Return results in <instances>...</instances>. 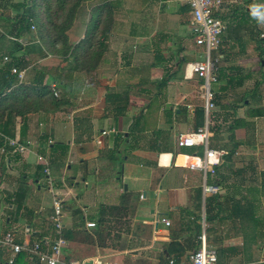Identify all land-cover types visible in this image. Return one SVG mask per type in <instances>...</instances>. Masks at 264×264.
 <instances>
[{"label":"crops","instance_id":"crops-1","mask_svg":"<svg viewBox=\"0 0 264 264\" xmlns=\"http://www.w3.org/2000/svg\"><path fill=\"white\" fill-rule=\"evenodd\" d=\"M222 1L218 14L222 19L229 20V25L220 34L215 53L219 77L214 82L218 88L212 91L215 108L210 119L208 113L206 116L197 113L195 108L198 105L192 101V80L199 78L184 71L185 64L195 60L183 59L193 45L188 9L183 0H113V22L103 41L98 65L91 72L74 71L70 74L69 58L61 59L44 51L40 41L35 37L29 39L28 34L15 37L24 40L17 42L20 46L14 43L17 40H11L9 48H13L7 51L13 52L19 61L18 68L23 70L21 83H54L61 88L63 104L58 111H35L22 116L13 113L9 122H3L6 118L4 113L0 119V237L12 230L16 242L39 241L42 248L45 247V242L53 236L49 218L53 198L58 197L63 208L66 198L72 194L73 184L82 182L83 191L76 196L79 207H73L62 222L66 240L63 248L65 264L98 259L121 264H156L167 242L176 240L180 245L189 235L190 239H196L198 229L199 235H204L205 244L215 249L216 264H261L264 260V91L256 86L252 108L259 112L253 117L245 116L247 108L236 103V97L243 93L247 79L262 82L261 61L264 59H258V56L264 54V37L260 38L258 34H264V23L251 16V8L253 5H264V0ZM98 3L99 0L83 1L77 9V16L89 15L90 8ZM243 9L247 12L245 15ZM118 14L124 16V23L121 19L119 21ZM178 16L183 17V21ZM231 19L234 20L232 24ZM83 20L73 21L68 30V36H73L71 42L82 38L87 18ZM181 23L187 27L186 30L178 29ZM76 24H79L77 33L74 32ZM172 29V34H168L167 31ZM253 33L263 42L259 44L255 36L252 38ZM26 47L31 48L30 52H25ZM165 51L167 54L164 53V57L162 53ZM179 60H184L180 66L177 65ZM254 60H258L257 65L251 64ZM179 70L181 75L176 80ZM168 73L171 77L162 87L155 89L151 85V82L164 78ZM126 89L130 90L123 112L116 113L112 107H106V92ZM154 93L155 97L151 98ZM153 98H159L161 102L157 109L151 111L150 99ZM237 100L239 102V98ZM163 103H167L168 107ZM234 105L237 107L234 108ZM66 119L77 121V135L72 130L70 135L57 143L58 147L53 152L55 138L51 133L52 123ZM236 120L251 123L249 129L253 135L249 140L251 138L254 145L249 151L245 149L250 142L244 138L243 128H228ZM204 126L209 133L207 146L222 149L225 153L215 166L214 176L207 174L203 180L202 172L185 166L189 160L186 156L198 155L196 152L202 155L203 147L196 145L189 147L194 148L191 152L180 151V148L186 147L177 146L176 138ZM101 130L105 134H101ZM259 130H262L260 134ZM119 134L128 137L127 144L131 141L126 153L117 151L122 161L121 170H117L120 165L116 164L117 159L114 160L110 152ZM212 135L220 137L214 141ZM87 136H91L92 140L94 138L93 144ZM9 140L25 148L17 152L13 145L8 144ZM151 143H156V146H150ZM45 150L53 152L55 164L61 162V167L57 165L58 171L42 156L41 152ZM250 159H256L255 168L246 167ZM71 166H74L72 172L69 169ZM40 168L46 178L48 202L41 198L43 187L40 184L43 180L37 174ZM65 171L71 172L66 181ZM189 176L191 179H187ZM213 180L218 185L217 192L209 193L215 196V204L209 211L213 224H206L205 195L208 192H203L201 186L203 182ZM187 181L190 185H186ZM102 186L109 188L104 197L99 196ZM92 191L94 197L99 198L92 201L95 211L98 209L96 205H99L98 218L87 219L82 225L71 215L80 213L82 207L85 210L86 205L81 201H88ZM146 191L152 195L160 191L166 193L163 197L165 207H162V201L156 202V210L154 207L149 211L150 217L140 210ZM49 204L47 218L50 226H47L39 219L45 216ZM162 208L166 211H161ZM161 217L169 224L161 223ZM97 220L101 225L94 233ZM88 222H93V225L87 226ZM246 222L258 227H245ZM114 223H119L121 229L115 231ZM211 226L206 236L205 229ZM176 230L186 235H176ZM155 234L160 236L159 239L155 238ZM150 235L157 240L153 243L161 246L154 256L150 255L148 247L151 244L146 239ZM187 245L178 258L182 262H186L188 253L194 248L192 242ZM118 254L125 255L124 261ZM6 255L7 252L3 257ZM73 255L79 259H73ZM256 255L258 258H255ZM164 259L160 264H165ZM14 264L39 263L20 252Z\"/></svg>","mask_w":264,"mask_h":264},{"label":"trees","instance_id":"trees-1","mask_svg":"<svg viewBox=\"0 0 264 264\" xmlns=\"http://www.w3.org/2000/svg\"><path fill=\"white\" fill-rule=\"evenodd\" d=\"M83 1L87 0H22L18 4L12 5L18 11L14 15V22L8 27L7 32L16 38L24 34H29L31 33L29 23L31 24L33 22L37 31V38L44 51L54 54L61 59L69 58L70 67L68 68V72L70 74L74 71L91 72L98 65L102 55L104 48L103 41L113 22L114 5L112 3L113 0H99L100 3L93 5L89 10V16L82 38L76 42H71L69 40L68 30L73 25L77 9ZM223 20L226 21V19ZM254 36L256 38L255 40H257V35L253 33L252 38ZM14 43L20 46L19 43ZM28 48H25V52H30L31 48ZM3 55L10 58L8 62L0 64V119L4 113L6 115L3 122H9L10 116L13 113L22 116L28 112H53L61 109L63 102L62 97L57 96V85L52 83L53 88H51L50 85H46L41 81L17 83L16 76L10 73L9 69L12 65L18 68L19 61L13 55L12 51H6L5 54L0 56V62ZM261 59H264V57ZM182 63H184V60H179L177 65L180 66ZM215 64L217 67L215 74L218 79V62ZM170 77L171 75L168 73L164 78L151 82V85L155 89H158ZM229 81L231 82L232 79L229 78ZM259 83L260 80L255 82L253 87L244 90L239 97V104L245 107L247 106L245 112V116L247 117H253L259 112L258 109L252 108L247 101L248 97L253 99V101L255 100L256 86ZM53 90L55 91V95L53 94ZM129 90L106 92L104 97L106 107H112L116 113L123 112L127 105ZM150 97H155V93ZM235 107L237 105H234ZM250 124V122L236 120L228 128L230 130L245 127L250 128ZM99 225H101L100 221L97 220L93 227L94 233L97 231ZM197 231L198 234H196L198 237L199 229ZM196 241L199 245L198 238ZM186 243L188 245L190 244L187 238L182 240L180 245L176 240L167 242L159 253L156 264H160V261L164 257V262H166L168 257H172L175 261H180L178 258L182 255ZM195 249V247L192 248V250Z\"/></svg>","mask_w":264,"mask_h":264},{"label":"built area","instance_id":"built-area-1","mask_svg":"<svg viewBox=\"0 0 264 264\" xmlns=\"http://www.w3.org/2000/svg\"><path fill=\"white\" fill-rule=\"evenodd\" d=\"M188 9V26L189 32L193 44L201 49L197 52V60L188 62L185 64L184 71L189 76L192 74L203 80V111L205 114L214 107L213 104V92L210 89V83L216 82L217 77L215 71L217 69L216 62L218 60L217 55H212V51H216L219 44V36L226 29V22L219 16L218 12L223 6L222 0H183ZM30 28L33 25L30 24ZM260 38L264 37L263 33H259ZM13 40H17L15 37H11ZM10 58L6 55L1 57L0 64L8 62ZM1 66V65H0ZM10 73L14 74L17 79V83H20L23 78V70L18 69L15 65H12L9 69ZM53 88V84H50ZM55 95V91L53 90ZM113 131V130H111ZM101 134H105V131L101 130ZM209 133L206 126L197 128L195 131L180 134L176 138L177 146L191 147L201 145L203 147L202 155H187L189 159L186 163V167L191 170H198L202 172L203 180L207 174L214 176L215 166L221 161V156L225 153L222 149H212L207 146V138ZM99 142V141H97ZM9 145H13L17 152H22L25 148L24 145L16 141H8ZM184 157L185 155H181ZM41 160V157H37ZM47 173V170L44 169ZM47 184L51 185V180L47 179ZM203 192L215 193L218 190L216 181L210 183H202L201 186ZM52 214L50 215V221L53 226V236L50 240L45 242V247L42 248V242H21L18 243L14 240V234L11 231L5 232L0 237V264H14L16 256L20 252L27 254L29 258H35L39 264H65L63 259V248L66 245V240L63 236L62 225V208L61 201L58 197H54L52 200ZM158 220V219H157ZM160 222L164 225H168L169 222L165 218H160ZM87 226H92L93 222L86 223ZM199 247L192 250L187 255L186 262L175 261L172 257L166 259L165 264H216V252L215 249L206 245L204 242V235L200 234ZM7 252V255H3ZM67 264H121L118 261H101L90 260L80 262H68ZM261 264H264L262 260Z\"/></svg>","mask_w":264,"mask_h":264},{"label":"rangeland","instance_id":"rangeland-1","mask_svg":"<svg viewBox=\"0 0 264 264\" xmlns=\"http://www.w3.org/2000/svg\"><path fill=\"white\" fill-rule=\"evenodd\" d=\"M21 1L22 0H0V42H1V46H0V56L2 55V53H1L2 51H7L8 49H12L13 48V47H10L9 48V44L12 45V41L13 40L11 39V36H10L11 34H9L7 32V30H8V27H10V25L13 24L12 22H14V20H13L14 19V15L18 11L17 9L13 8L12 5H16V4L20 3ZM237 13H239L238 12V8H237ZM243 13H244V15L247 13L245 11V9H243ZM187 15L189 17V14L188 13H187ZM88 16H89L88 14L86 16L82 14V16L80 18V16H77V14H76V17L74 18V21H81L82 22L83 19H85V18L88 19ZM118 16H119V21L121 19L122 22L124 23V19H125L124 16L119 15V14H118ZM118 16H117V18H118ZM178 18H179V20L183 21V17L178 16ZM232 21H234V20L231 19V21H230L231 24H232ZM226 24H227V26L229 25V20L226 21ZM78 25L79 24H76V26L74 27V32L75 33H77L76 30L78 29ZM177 27H178V29H180V28H182L183 30H186L187 29V27L183 23H181V25H178ZM30 32H31V34H28L29 39H31L33 37H35V39H36L37 38L36 28L35 27L31 28ZM167 32H168V34H172L173 29L172 30H168ZM71 39H73V36L70 34L69 35V40H71ZM20 41H22L21 38L17 39V41H15V42H20ZM256 41L259 44L261 42H263V40H261V39H257ZM191 47L192 48L188 49L185 52V54L183 55V59L186 60V61H192V60H197L198 59L197 58V52L201 48L198 47V46H195L194 44L193 45L191 44ZM148 49L151 50V46H149ZM164 53L167 54V51H165V52L162 53V55L165 57V54ZM211 53H212V55H215L216 51H212ZM262 57H264V54H261L260 56H258V59H261ZM59 62H61V61H59ZM251 64L257 65L258 64V60H254ZM261 68H262V71L261 72L263 73V78H262V82L260 81L258 87L260 89L262 88L263 91H264V64L261 65ZM180 73L181 72L179 70L177 72L176 76H175V79L176 80H178L180 78V75H181ZM256 80H258V79H256ZM255 81H254V78L253 79H247L246 83L243 85V88H242L243 91L249 89L255 83ZM192 83H193L192 86H191L192 87V94H193L192 101H193V103H195L196 105H198V106H196L195 110H196L197 113H201L202 116H204V115L206 116L205 112L203 111V89H204L203 80L200 79V78H199V80H197V79L194 78L192 80ZM217 88H218V84L213 83V82L210 83V89L212 91L215 92L217 90ZM56 91H57V96H61V88H60V86H58V88H57ZM200 94H202V95L199 96ZM236 98L238 99L239 96H237ZM237 99H236V103H239ZM247 101H248V103L251 106H253V104H254L253 99H250L248 97L247 98ZM160 102L161 101L159 100V98L158 99L157 98L151 99V102H150L151 111L154 108L157 109L158 106H159V104H160ZM163 104H164V106L166 108L168 107V104L167 103H163ZM214 108H215V106L212 109H210V112H208V118L209 119L211 118V113L213 112ZM143 109H145V108H143ZM76 122H77L76 120L75 121H70V120L66 119L64 122H56V121H54L52 123L53 125L51 127V133H52L53 137L55 138V142L53 144V148H54L53 152H55L56 148L58 147L57 146V143L59 141L60 142L63 141L68 135H70L72 130H75V135H77L78 127H77V123ZM208 123H211V122H208ZM84 124H86V126L88 125L87 122H84ZM84 124H81V125H84ZM84 127H85V125H84ZM243 130H244L243 131L244 138H246L247 142H250V144H247L249 147H246L245 148V149H247L249 151V149H251L250 147L254 145V144H251V138L249 140V137H251L253 135V133L247 127L243 128ZM261 131L262 130H259L258 133L260 134ZM262 133L264 134V131H262ZM87 137L89 138L88 140L91 141V143L93 144L94 138L92 140V137L91 136H87ZM219 137L220 136L212 135V138H213L214 141H217V139ZM127 138L128 137L124 138L122 134L121 135L119 134L118 137H116V139H115V144H114L113 150L110 151L112 153V156H113L114 160L117 159L116 164H119L120 165L117 170H119V169L121 170V162H122L121 161V158L119 156V153L125 152L126 150L129 149V147L131 145L130 144L131 141H129L128 144L126 143V139ZM217 143H219V142H217ZM150 146H154L155 147L156 146V143H151ZM200 148L202 150V147H200ZM200 148H197V150H200ZM192 149H194V148L186 147V148H180L179 150L180 151L191 152ZM117 151H119V153H117ZM53 152H48L47 150H45V151H42L41 153H42V156L44 157V159L46 161H48L49 164L53 165L54 168L57 169V165L59 167H61V162L59 164H55L56 161H54V159H53ZM59 152H61V148L60 147H59ZM196 153L198 155H201V152H196ZM246 167H253V168H255L256 167V159H254V160H251V159L250 160H247ZM69 169L71 170V172L74 171V166H71ZM57 171H58V169H57ZM161 171L163 173V170H161ZM65 172H66V176H65L64 179L66 181L68 179V177L71 175L70 174L71 172H67V171H65ZM37 174H38L39 179L40 180H43V182L40 184L43 187L42 188V191H41V198H43L42 200H45V201L48 202L49 201V194H48L49 192H48L47 185L45 183L46 178L44 176V173L41 171V168L38 170ZM59 175H60V173L58 172V176ZM187 179H191V177L189 176V177H187ZM186 183H187L186 185H190V182L189 181H187ZM59 188H62V187H59ZM101 189H102V191L100 192L99 196H102V197H104V195L106 196V193H108L109 188L107 186H102ZM82 191H83V184H82V182H78V183H74L73 184V186H72V194L69 195L66 198V200H65V202L63 204V208H62V218H61V220H62L63 223L65 222V220L69 216V211H71L73 207L74 208L75 207L76 208L79 207V205L76 202V196L78 194L80 195L82 193ZM165 194H166L165 191H160L158 193H153V195H152V194H149L148 191H146V198H145L144 201L141 202V204L143 205V208L140 207V210L142 211V213L144 215H146V217H150L149 211L151 209H153L154 207H155L154 209L156 210V206H155V203L156 202H161L162 201V207H165L164 204H163V197L165 196ZM95 198H97V200L99 199L98 197H94V193L92 191L91 192V195H90V199L88 201H84L83 199L81 201L82 204H85L86 205V207L84 208L85 210L83 211V207H82V211L80 213L76 212V213L72 214L71 217L73 219L79 221L82 225H83L84 221L87 220V219H95L96 220L98 218L99 205H96L98 209H97V211H95L94 210V206L95 205H93V203H92V201L95 200ZM214 198H215V196L213 194L207 193L205 195V202H206V209H207L206 218H205L206 224L207 223L213 224L211 222L212 221V216L210 215V212L209 211H210V207L211 206H214V204H215ZM48 207L49 208H47V211L44 213L45 216L42 215L41 218L39 219V221H42L47 226H50V222L48 221V218H47V216H48V214L50 212V204H49ZM159 209H161V208H159ZM161 211H166V210H165V208H162ZM114 224H115V228H117L115 231H118V230L121 229L119 223H114ZM246 225L252 227V229H255V227H258L255 224H251V223L249 224L247 222L245 223V227H246ZM158 226H161V225H158ZM243 226H244V224L241 226V228ZM165 228H167V227H165ZM210 229H212V226H211V228H206L205 229V233H206L205 235L206 236H208V234L210 232ZM260 229L263 230V228H260ZM200 230H201V228H200ZM10 231H12V230H10ZM110 231H112L111 228H110ZM175 233H176V235H182V234H185L186 235V233H184V232L183 233H179L178 230H176ZM154 236H155L156 239H159V237H160L158 234H155ZM190 236L191 235H189V238L187 237V239L189 240V243L192 242L194 244V247H197L198 246V243L196 241L197 238L196 239L193 238L194 239L193 240V239H190V238H192ZM146 239L149 241L148 244L149 245L151 244V246L148 247L149 250H150V255L154 256L155 254L158 253V251L160 250L161 246H157L156 243H153L154 241L157 242V240H153L152 235H150L149 237H146ZM193 241H195V242H193ZM67 249L68 248H66V251H68ZM263 252H264V250H263ZM118 256L120 257V260H123V258H126L125 255H123V254H118ZM185 258H186V256H185ZM255 258H258V256L256 255ZM73 259H79V258L77 256L73 255ZM150 264H152V262H150Z\"/></svg>","mask_w":264,"mask_h":264},{"label":"clouds","instance_id":"clouds-1","mask_svg":"<svg viewBox=\"0 0 264 264\" xmlns=\"http://www.w3.org/2000/svg\"><path fill=\"white\" fill-rule=\"evenodd\" d=\"M251 16L257 21L264 23V5H253L251 8Z\"/></svg>","mask_w":264,"mask_h":264},{"label":"water","instance_id":"water-1","mask_svg":"<svg viewBox=\"0 0 264 264\" xmlns=\"http://www.w3.org/2000/svg\"><path fill=\"white\" fill-rule=\"evenodd\" d=\"M261 63H262V64H264V60H262V61H261ZM125 187H126V186H125V185H123V188H124V189H125Z\"/></svg>","mask_w":264,"mask_h":264}]
</instances>
